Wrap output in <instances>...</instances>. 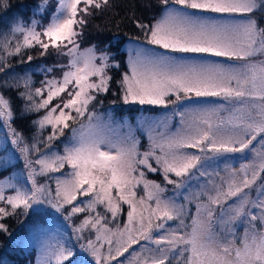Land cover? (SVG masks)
Returning a JSON list of instances; mask_svg holds the SVG:
<instances>
[{
    "label": "snow or ice",
    "instance_id": "6c2138e0",
    "mask_svg": "<svg viewBox=\"0 0 264 264\" xmlns=\"http://www.w3.org/2000/svg\"><path fill=\"white\" fill-rule=\"evenodd\" d=\"M112 6L39 0L0 32V233L34 218L35 264H264V0H156L123 62L82 47ZM29 50L64 58L38 86Z\"/></svg>",
    "mask_w": 264,
    "mask_h": 264
},
{
    "label": "trees",
    "instance_id": "16d2710c",
    "mask_svg": "<svg viewBox=\"0 0 264 264\" xmlns=\"http://www.w3.org/2000/svg\"><path fill=\"white\" fill-rule=\"evenodd\" d=\"M143 1L146 3V0ZM38 2L39 0H7V5L5 6L2 0H0V32L5 31L17 18L25 20L31 18ZM155 2L156 0L150 3L149 11H146L142 9L138 10L139 0H112V7L98 11L95 16L89 18V24L85 28L82 47H88L92 44L98 46L111 44L112 50L117 54V58L122 62L126 61V46L128 45V41L138 35L130 18L135 15L145 20L151 19L155 13ZM28 54L33 56L31 65L34 74L32 79L36 81L38 86L41 76L38 72H35V69L40 66H49L46 59L54 56L55 53L53 52L48 56L42 57L38 51L29 50ZM18 60L19 57H14L12 58V63L17 64ZM27 67L28 65L26 64H18L16 71L22 74L23 70ZM2 79H6V77L0 75V80ZM5 95L13 98L16 110L21 109L23 101L17 97L15 90L7 91ZM17 124L26 130L27 135H31L33 131L31 119L18 121ZM33 219H29L27 223L30 220L33 222ZM5 222L8 225L9 232L14 234L16 239L10 240L7 234L0 233V261L3 264H16L18 262V254L20 255V250L16 248V242L27 230L26 221L22 217H9Z\"/></svg>",
    "mask_w": 264,
    "mask_h": 264
},
{
    "label": "rangeland",
    "instance_id": "374dc122",
    "mask_svg": "<svg viewBox=\"0 0 264 264\" xmlns=\"http://www.w3.org/2000/svg\"><path fill=\"white\" fill-rule=\"evenodd\" d=\"M154 0H146V3H144L143 0H139V8L138 10H146L149 11V4L153 3ZM56 3V0H50V6L54 7ZM156 3V2H155ZM127 49V46H126ZM47 62L49 63V66H52L56 63L62 62L63 58L62 57H58L56 54L54 56H50L47 59ZM115 99L114 96L112 95H108L106 98H104L105 101V107H109L111 104V101ZM211 99H215V98H211ZM219 102V101H217ZM135 108H139V106H133ZM145 108L149 109L148 111H146L144 114L148 115V116H159L162 114L163 109L160 108H153L152 106H144ZM130 116H132L133 118L135 116L140 115V113L138 111H134L131 113H128ZM175 123V122H174ZM147 144V138L146 136L142 138V145L146 146ZM239 154H237L238 156ZM249 158H251V156H249ZM243 160L240 159H236V160H229L227 161V163L232 164L236 167H239L240 163H243ZM224 163H220L219 168L223 169L224 168ZM20 165H17V170L19 169ZM150 179L156 180L158 182L161 181V177L159 175H151L149 176ZM170 187V186H169ZM126 207V206H125ZM193 211H194V206H193ZM22 219H24V217H22ZM124 218L122 217L121 220H123ZM32 223V220H30L28 223L26 221V226H27V230L29 229L30 225ZM61 223H64L61 221ZM67 225L65 224V227ZM26 230V231H27ZM24 235V234H23ZM35 260H36V253L34 251H32L31 249H26L24 252L20 251V255L18 254V262L16 264H35Z\"/></svg>",
    "mask_w": 264,
    "mask_h": 264
}]
</instances>
